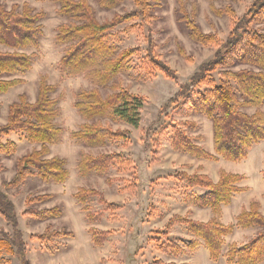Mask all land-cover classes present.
<instances>
[{"label": "rangeland", "instance_id": "374dc122", "mask_svg": "<svg viewBox=\"0 0 264 264\" xmlns=\"http://www.w3.org/2000/svg\"><path fill=\"white\" fill-rule=\"evenodd\" d=\"M184 1L190 14L195 6L192 16L205 33H216L223 41L227 38L231 30V21L227 16L214 15L208 0ZM253 1L218 0L214 5L218 8L229 5L240 17ZM0 3L7 10L14 4L20 9L26 3L34 13L44 14L38 21L42 34L38 37L37 45L24 50L33 57L31 68L17 75L23 83L0 94V125L6 123L8 107L20 95L25 94L31 103L35 101L40 78L46 76L47 82L55 86L50 94L56 98L59 109L54 122L62 133L58 143L48 146L49 153L45 158L65 159L69 172L68 179L62 184L47 183L37 176H31L18 187L5 190L2 184L13 178L17 160L32 150H39L40 145L29 143L23 133L14 132L0 137V144L14 142L16 145L10 155L0 152V190L13 203L29 264H154L157 260L175 264H228L225 254L231 247H241L247 243L256 235L257 229L235 227L224 238L221 256L216 261L210 259L201 241L197 240L194 248L189 247V242L195 238L183 225L175 224L165 235L166 224L174 215L200 222L209 218L206 209L193 204L196 190L200 187H187L180 175L203 174L216 183L219 171L223 169L244 177L239 185L245 191L234 194L229 205L222 206L221 222L225 225L235 224L236 215L248 209L253 199L259 201L260 211L264 214V141L254 146L246 159L236 163L221 157L217 161L199 159L173 146L172 127L179 126L193 138L195 144L206 151L211 150L212 122L199 111L180 112L182 103L187 101L178 95V90L180 86L188 84L198 67L210 60L216 51L213 46L205 47L193 41L185 27L177 22L179 0H162L159 4L152 2V14L156 17L149 27H137L134 20L119 25L108 37V43L116 48L117 53L132 48H139L140 51L129 59L110 83H115L117 89H100V93L105 96L127 89L131 94L141 96L144 105L137 128L108 118L98 121L111 125L113 130H127L130 135L121 140L106 139L96 147H89L71 137V133L79 131L85 123L74 107L76 95L94 88L83 74H72L60 65L70 42H57V28L74 20L60 15V5L53 0H0ZM88 3L100 23L109 20L115 13L121 15L134 8L131 0H124L108 11L100 9L96 0H88ZM255 27L264 32V24ZM148 43H152L161 60L175 71L176 81L145 66ZM179 47H183L192 57V63L178 54ZM0 51L11 50L0 45ZM214 78L217 76L214 75ZM204 89L202 85L195 88L192 98L196 99V94ZM242 111L253 114L255 108H243ZM261 111L264 113V105ZM181 122L193 126H183L179 124ZM100 154H116L120 160L110 162L102 174L93 171L81 175L77 168L81 156ZM80 188L101 193L107 204L100 203L98 197L87 198L84 204H80L74 196ZM28 196L48 198L27 206L25 202ZM110 204L115 206L110 207ZM83 206L88 209L84 211ZM54 207L62 211L58 218L39 221L24 214L28 209L43 211ZM90 228L109 232L101 245L92 242ZM47 229L68 235L40 242L36 237ZM0 230L10 232V227L1 216ZM4 256L10 260V264H19L17 255L5 251Z\"/></svg>", "mask_w": 264, "mask_h": 264}, {"label": "trees", "instance_id": "16d2710c", "mask_svg": "<svg viewBox=\"0 0 264 264\" xmlns=\"http://www.w3.org/2000/svg\"><path fill=\"white\" fill-rule=\"evenodd\" d=\"M60 5L58 13L71 17L74 22L63 23L57 28L56 40L59 43L70 42L68 49L60 60L65 71L72 74H83L94 88L80 91L75 98L74 107L85 120L80 130L71 133V137L89 147L102 145L106 139L121 140L129 137L127 130H113L111 125L101 124L100 120L110 119L137 128L141 119L144 99L131 94L127 89L103 96L100 89H117L111 85L129 59L140 51L139 48L125 49L116 52V48L108 43V37L119 25L136 20L137 27H149L155 20L152 14V2L159 4L162 0H131L133 10L123 14L115 13L109 20L100 23L88 3V0H53ZM100 9L108 11L116 8L124 0H96ZM211 12L216 16H227L231 21V30L223 41L216 33H205L195 22L192 14L185 7V1L179 0L176 10L177 22L185 27L189 37L202 46H213L216 51L213 57L202 63L197 72L190 78L188 84L180 86L178 95L187 102L182 103L180 112L199 111L212 122L213 154L194 143L179 126L172 127L171 142L181 151L199 159L217 161L218 157L229 162H240L247 158L248 153L258 143L264 141V32L255 26L264 24V0H254L245 13L238 17L234 9L227 5L215 7L208 0ZM234 2L236 0H220ZM43 13H34L26 3L14 4L11 9L0 3V45L11 51H0V94L23 83L17 75H22L31 68L33 54L24 50L35 47L38 37L42 34L38 21ZM177 23V24H178ZM152 43L146 49L145 66L176 81V73L170 65L161 60L154 51ZM178 54L187 62L193 59L187 55L183 47L178 48ZM214 75L217 78H214ZM111 83V84H110ZM204 86L197 98H192L194 89ZM55 86L47 82L46 76H41L35 101H28L25 94L19 96L16 102L8 107L6 123L0 125V137L10 133H23L31 144L40 145V149L32 150L16 162V172L9 182L3 183L7 190L16 188L28 177L37 176L44 182L62 184L69 176L65 159L53 157L46 159L48 146L58 143L62 130L54 120L59 109L56 98L51 97ZM255 108L253 114L242 111L243 108ZM183 126H193L181 122ZM16 149L14 142L0 144V152L12 154ZM116 154L97 156L82 155L77 164L81 175L90 172L104 173L110 162H117ZM181 180L187 187H200L205 193L197 195L193 204L208 208L211 218L207 222L191 220L187 217L172 216L166 224L165 235L177 223L183 225L195 240L189 247L194 248L197 240L207 248L211 260L216 261L221 256L224 238L230 235L235 227L257 229L256 235L241 247L233 246L225 254L228 264H261L264 262V214L260 211L258 200H251L248 209L242 210L236 217L235 224L225 225L221 222L222 206L229 205L234 194L245 191L239 183L244 177L221 169L216 183L203 174L186 175L182 173ZM80 204L87 198L98 197V201L107 204L101 193L93 189L80 188L74 195ZM45 196H28L26 205L47 199ZM115 205L110 204V207ZM86 211L88 208H82ZM24 214L39 221L48 218H58L62 211L58 207L36 211L28 209ZM0 216L10 227V232L0 230V264H10L4 256L17 255L19 264H29L25 258V244L18 228L13 203L7 194L0 190ZM89 217V216H88ZM91 240L95 245H101L109 232L89 229ZM65 232L49 231L48 229L36 238L40 242L52 241ZM161 248H167L161 246ZM154 264L164 263L160 260Z\"/></svg>", "mask_w": 264, "mask_h": 264}, {"label": "crops", "instance_id": "0c3cea01", "mask_svg": "<svg viewBox=\"0 0 264 264\" xmlns=\"http://www.w3.org/2000/svg\"><path fill=\"white\" fill-rule=\"evenodd\" d=\"M211 145H212V146H211V150H210V151L208 150V151L212 153V152H213L212 136H211ZM203 193H204V190L199 188V189L196 190V193H195L194 197L197 196V195H201V194H203ZM248 203H249V202H248ZM248 203H247V204H248ZM197 207H199V206H197ZM199 208H201V209H206V210L208 211V213H209V218H208L207 220H201V221H203V222L209 221V219L211 218V212H210V210H209L208 208H202V207H199ZM223 209H224V207H222V213H221V215H222V220H223ZM237 215H238V214H237ZM237 215H236V216H237ZM199 221H200V220H199ZM226 225H227V224H226ZM261 264H262V263H261ZM263 264H264V263H263Z\"/></svg>", "mask_w": 264, "mask_h": 264}]
</instances>
